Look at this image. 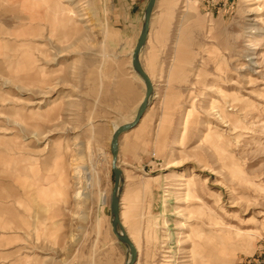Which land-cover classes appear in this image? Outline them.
Returning a JSON list of instances; mask_svg holds the SVG:
<instances>
[{
    "label": "rangeland",
    "instance_id": "rangeland-1",
    "mask_svg": "<svg viewBox=\"0 0 264 264\" xmlns=\"http://www.w3.org/2000/svg\"><path fill=\"white\" fill-rule=\"evenodd\" d=\"M98 1L0 0V264L129 259L109 145L145 9ZM154 6L117 144L135 263L264 264V0Z\"/></svg>",
    "mask_w": 264,
    "mask_h": 264
},
{
    "label": "water",
    "instance_id": "water-1",
    "mask_svg": "<svg viewBox=\"0 0 264 264\" xmlns=\"http://www.w3.org/2000/svg\"><path fill=\"white\" fill-rule=\"evenodd\" d=\"M156 0H148L145 12H144V19H143V25L141 29V33L138 37V40L133 48L132 54H131V67L132 69L138 74V76L141 78V80L144 83L145 86V91H144V97L138 107L135 119L133 120L132 123L130 124H125L121 125L115 128L111 135V140H110V155H111V168L114 174V184H113V189L110 195V212L112 215V227H113V233L116 235L118 240H120L122 243H124L129 250V259L127 263L124 264H134L136 260V252L135 249L130 242V240L126 236H120L118 235L116 227L118 226L119 229L122 230L121 224L119 223V218H118V208H119V181H120V176H121V171L120 169L117 168L116 166V159H117V144H118V138L121 134L124 132L128 131L141 119L147 105H148V99L152 93V87L151 83L149 81V78L143 71L139 61H138V55L141 50V48L145 45L146 40H147V35L149 32V21H150V16L151 12L153 10L154 4Z\"/></svg>",
    "mask_w": 264,
    "mask_h": 264
},
{
    "label": "crops",
    "instance_id": "crops-1",
    "mask_svg": "<svg viewBox=\"0 0 264 264\" xmlns=\"http://www.w3.org/2000/svg\"><path fill=\"white\" fill-rule=\"evenodd\" d=\"M102 1L103 3L105 0H99L98 2ZM169 0H166L168 2ZM108 4H112L117 14H123V16H119V19H129L131 17L137 18L138 16H142L145 6L148 0H106ZM159 2V0L155 1V5ZM155 7V6H154ZM157 10H154V12ZM152 19V18H151ZM150 19V20H151ZM149 36V34H148ZM147 44V41L146 43ZM142 51V50H141ZM144 72L149 76L148 72L142 66ZM132 131H129L126 134H131Z\"/></svg>",
    "mask_w": 264,
    "mask_h": 264
},
{
    "label": "bare ground",
    "instance_id": "bare-ground-1",
    "mask_svg": "<svg viewBox=\"0 0 264 264\" xmlns=\"http://www.w3.org/2000/svg\"><path fill=\"white\" fill-rule=\"evenodd\" d=\"M130 57H131V55H130ZM131 63V62H130ZM144 71V70H143ZM146 74V73H145ZM147 75V74H146ZM148 77V76H147ZM150 81V80H149ZM151 83V82H150ZM145 87V86H144ZM151 87H152V85H151ZM155 95H154V93H153V88H152V93H151V95H150V97H149V99L150 98H153ZM149 99H148V103H149ZM118 127V126H117ZM116 128V127H115ZM115 128H114V130H115ZM113 130V131H114ZM182 141H183V135H181L178 139H177V141H176V143H177V145H181L182 144ZM111 163V162H110ZM111 165V164H110ZM111 167V166H110ZM83 171H84V168H82V167H79L78 166V170L76 171V173H75V175H74V178H75V180H76V184H77V187L79 188L78 189V191H77V193L75 194V196H76V198H78V199H80V200H82V199H84L85 197H86V192H85V190H84V188L82 187L83 185L82 184H84V182H83V180H84V174H83ZM83 188V189H82ZM123 226V225H122ZM121 226V227H122ZM118 235H120V236H126L127 237V235H126V233H127V231H126V233H125V231L122 229H118ZM129 236V235H128ZM128 238V237H127ZM130 238V237H129ZM128 238V239H129ZM132 241V240H131ZM130 241V242H131ZM136 248V247H135ZM134 248V249H135ZM136 250V252H137V249H135ZM128 262V260L126 261V263ZM136 264V263H135Z\"/></svg>",
    "mask_w": 264,
    "mask_h": 264
}]
</instances>
